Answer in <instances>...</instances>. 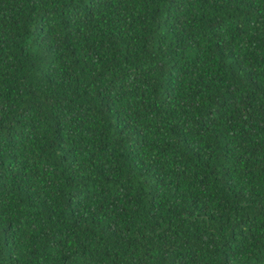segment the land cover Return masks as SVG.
Returning <instances> with one entry per match:
<instances>
[{
	"label": "trees",
	"instance_id": "16d2710c",
	"mask_svg": "<svg viewBox=\"0 0 264 264\" xmlns=\"http://www.w3.org/2000/svg\"><path fill=\"white\" fill-rule=\"evenodd\" d=\"M0 264H264V0H0Z\"/></svg>",
	"mask_w": 264,
	"mask_h": 264
}]
</instances>
